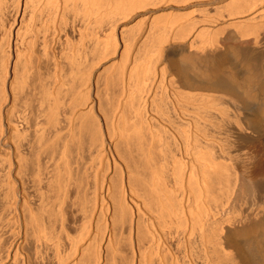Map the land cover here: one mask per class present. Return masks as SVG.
I'll list each match as a JSON object with an SVG mask.
<instances>
[{
  "label": "bare ground",
  "instance_id": "obj_1",
  "mask_svg": "<svg viewBox=\"0 0 264 264\" xmlns=\"http://www.w3.org/2000/svg\"><path fill=\"white\" fill-rule=\"evenodd\" d=\"M0 264H264V0H0Z\"/></svg>",
  "mask_w": 264,
  "mask_h": 264
},
{
  "label": "rangeland",
  "instance_id": "obj_2",
  "mask_svg": "<svg viewBox=\"0 0 264 264\" xmlns=\"http://www.w3.org/2000/svg\"><path fill=\"white\" fill-rule=\"evenodd\" d=\"M232 33V31H230ZM227 32L226 37H228V34L230 35L231 33ZM235 43V42H234ZM239 43V45H241L243 42H240V40H237V42L235 44ZM241 43V44H240ZM244 44V43H243ZM28 249V247H26Z\"/></svg>",
  "mask_w": 264,
  "mask_h": 264
}]
</instances>
